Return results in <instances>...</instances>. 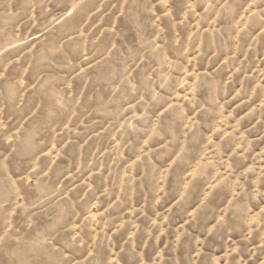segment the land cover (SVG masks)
I'll return each mask as SVG.
<instances>
[{
    "label": "clouds",
    "instance_id": "clouds-1",
    "mask_svg": "<svg viewBox=\"0 0 264 264\" xmlns=\"http://www.w3.org/2000/svg\"><path fill=\"white\" fill-rule=\"evenodd\" d=\"M3 2L0 0V4ZM233 2L235 0H190L188 12L196 15L195 9L202 7L203 11L198 14L202 20L210 22L215 18L223 23V13L232 7ZM49 5H52L51 11ZM157 5L166 8L167 0H155V3L153 0H36L40 21L36 31L41 33V39L35 41V48L31 41L18 45L14 37L0 30V264H120L117 257L128 250L135 252L133 244L137 239L141 244H147L149 249H155V235L149 233L153 229L159 231L164 222L150 227L137 223L145 215V206L136 207L133 196L140 189L132 187L131 178L121 183L115 169H112L111 182L105 184L103 179L97 181L96 177L89 180L85 173L92 170L87 166V158L92 147L100 142L94 133L101 126H92L91 120L97 115L86 117V111L94 107L100 95L121 101L120 116H123L125 106L132 113H140L131 119L142 124L149 122V110L152 115L165 110V117H157V120L177 112L184 113L183 119L188 120L185 109L193 114L210 111L211 106L218 111L220 109V99L215 96L209 101L206 96L200 98L196 91L190 93L197 79L202 81L207 77L195 68V64L191 65L194 74H188L190 65L185 62L187 55L182 51L183 44L177 46L175 43L179 35L176 28L186 26L185 21L174 19L170 14L167 17L158 15L155 11ZM253 7L258 11H252ZM238 9L247 11L245 21L264 19L260 15L264 13V0H240ZM133 14L146 29L151 30L150 34L158 33L165 44L176 49V58L170 64L165 62L153 66L152 63L141 62V50H134L135 32L128 24ZM161 25L164 26L163 31L160 30ZM261 31H264V26ZM72 53H75L72 55L74 63L68 61ZM63 69L67 71L61 75ZM101 74L103 79H98ZM53 75L55 79H52ZM185 81H192L182 89L191 96L187 102L176 99ZM85 82L88 92L78 105L77 97ZM9 85L14 94L9 93ZM74 113L77 114L73 116ZM259 115L264 118V111ZM84 119H88V123L81 126ZM101 119L106 122L109 117ZM69 121L71 127H66ZM125 123L127 125V118ZM195 123L193 115L189 128ZM258 123L264 125V119ZM115 127L114 122L113 129ZM111 131L108 130V136ZM259 138L264 139V132ZM87 140L91 143L82 148ZM26 141L30 148L21 159V146ZM241 142L246 143V140ZM52 145L57 147L52 148ZM111 151L120 149L110 148ZM56 153L60 154V159L54 162ZM81 155L85 157L84 165L75 171L73 169ZM260 155L264 158V152ZM96 159L98 161L99 158ZM225 164L226 161L217 159L218 166ZM97 166L98 163L93 164V168ZM182 171L187 172L188 168ZM239 174L244 175L243 172ZM223 175L224 181L212 184L213 192L233 183L227 179L232 175L230 171L226 170ZM162 176L163 173L149 189L152 201L148 207H154L156 198L163 200L171 191L165 189ZM89 184L93 186L89 188ZM185 184H188L187 189ZM234 187L242 188V185L237 183ZM41 188H47L48 194L43 200L34 199V191ZM257 194L264 197V193ZM202 195L207 199L211 193L202 190L198 178L193 177L181 180L170 197L180 196L176 207L190 200V207L196 208L188 227L182 225L176 230L181 239L172 242L173 247L187 249L186 256L181 254L180 264H219L217 259L207 254L192 255L231 219L227 216L215 223L210 219L197 227L191 221H195L207 207L200 201ZM228 195L225 192L224 199ZM231 195L235 201L236 193ZM223 203L224 200H220L216 207L221 208ZM126 205L127 212L119 211ZM54 206L64 209L65 214L53 227L50 213ZM215 215L218 213L213 215V219ZM188 229L200 233L204 239H198ZM253 231L252 242L259 240L264 243V229ZM185 239L187 245L184 244ZM118 245L120 252L113 253L112 249ZM247 247L243 244L235 255L230 248L220 259L225 264H238L236 257L242 255ZM172 250L170 247L169 254ZM105 252L110 255H104ZM150 259L145 261L140 257L138 264H150ZM167 264H176V261L172 259Z\"/></svg>",
    "mask_w": 264,
    "mask_h": 264
},
{
    "label": "rangeland",
    "instance_id": "rangeland-1",
    "mask_svg": "<svg viewBox=\"0 0 264 264\" xmlns=\"http://www.w3.org/2000/svg\"><path fill=\"white\" fill-rule=\"evenodd\" d=\"M189 2L190 0H167L166 8L157 5L155 11L158 15L167 17L170 14L174 19L185 21L186 26L180 25L176 28V33L179 35L175 43L177 46L183 44L182 51L187 55L185 62L190 65L188 74L190 76L194 74L191 65L195 64V68L207 77L202 81L197 79L190 93L196 91L200 98L206 96L209 101L214 96L220 99L219 111L215 106H211V110L203 114L189 113L185 109L188 120H184V113L180 112L169 114L166 119L157 120V117H165V110L161 109L156 115H152V111L149 110V122L142 124L131 119L132 116H138L140 113H132L125 106L124 114L120 116L121 101L100 95L94 107L86 111V117L97 115V118L91 120L92 126H101L94 133L95 137L100 138V142L92 147L91 154L87 158V166L92 170L85 175L89 180L96 177L97 181L103 179L107 184L111 182L112 169H115L121 183L131 178L132 187L140 189L133 196L136 207L145 206V215L141 216L137 223L150 227L160 221L164 222V226L159 231L153 229L149 233L155 235L154 250L149 249L147 244H141L137 239L133 244L136 248L135 252L128 250L117 257L120 264H138L140 257L145 261L151 258L150 264L155 262L167 264L172 259H175L176 264H180L181 254L186 256L187 249L173 247L172 242L181 239L176 235V230L182 225L184 228L188 227L196 208L190 207V200L176 207V200L180 199V196L174 199L170 197L174 195L181 180L193 177L198 178L199 187L207 190L211 195L207 199L203 195L200 197L201 203H206L207 207L201 211L195 221L191 222L201 227L210 219L213 223L227 216L231 219L220 227L215 235L209 236L203 247L192 255L207 254L217 259L219 264H225L220 258L230 248L235 255L243 244H247L248 247L243 254L236 257L238 264L241 261L243 264H264V243L259 240L252 242L255 235L253 230L259 232L264 229V197L257 194L264 193V158L260 155L264 152V139L259 138L261 132H264V125L258 123L264 119L259 115L260 111H264V91H262L264 31H261L264 19L252 18L245 21L247 11L238 9L240 0H235L232 7L224 11L223 23L215 18L206 22L198 15L203 11L202 7L195 9L196 15L188 12ZM244 7L247 9V4ZM51 8L52 5H49L50 11ZM238 11L239 15H237ZM252 11H258V8L253 7ZM260 15L264 16V13ZM38 17L39 8L36 6V0H4L3 4H0V30L14 37L18 45L31 41L33 48L37 46L35 41L41 39V33L36 31V25L40 22ZM48 19H51V16ZM128 24L135 32L134 50H141L142 63H152L153 66L165 62L170 64L176 58L174 55L176 49L165 44L158 33L150 34L151 30L146 29L134 14L129 17ZM160 30H164L163 25ZM72 55L75 53L68 56V61L74 63ZM66 71L67 69H63L61 75ZM52 79H55V75ZM98 79H103V74ZM23 83H27V77ZM186 83L192 81L181 84V91L176 94L177 100L182 99L187 102L191 99L190 94L186 95L182 91ZM69 87L72 88L73 85L70 83ZM8 91L14 94V89L10 85ZM86 92H88L87 82L80 88L78 105L83 102ZM91 99L89 95V100ZM76 114L74 113L73 116ZM193 115L196 117V123L189 128ZM104 116L109 117L106 122L101 119ZM114 122L116 127L113 129ZM85 123H88V119L82 120L81 126ZM66 127H71V121ZM109 129H112L110 136H108ZM245 140L246 143L241 142ZM88 143H91V140L84 141L81 147ZM56 147L57 145H52V148ZM29 148L28 141L22 144L21 159ZM110 148L120 151L110 152ZM59 159L60 154H54L53 161ZM217 159L226 161L225 166H218ZM84 160L85 157L81 155L73 170L79 171L84 165ZM66 163L70 162L66 161ZM94 163H98L95 168H93ZM186 167L188 171L183 172ZM226 170L232 173L227 179L233 183L223 190L218 189L213 192L212 184L224 181L223 174ZM241 172L244 173L243 176L239 174ZM161 173H163L161 178L165 189L171 191L165 194L163 200L156 198L154 207H148L147 204L152 201L149 189ZM237 183L242 185V188L234 187ZM92 186L89 184V188ZM187 187L188 184H185L184 188ZM104 190L107 191V188ZM225 192L229 193L227 199H224ZM232 192L237 195L235 201L232 199ZM47 194L48 189L41 188L34 191L33 198L43 200ZM220 200H224L221 205L223 211L216 207ZM165 201L169 202L165 203ZM95 207L94 204V212ZM196 207L198 208L199 204ZM103 211L104 209L101 208V212ZM119 211L127 212L128 206ZM217 213L218 215L213 219V215ZM50 214L53 221L51 226L54 227L65 213L64 209L54 206ZM44 219L47 220L48 217L45 216ZM208 227L211 228V225ZM188 230L198 239H204L200 233L192 229ZM245 236L248 237L247 240L244 239ZM184 244H188L186 239ZM170 247L173 250L169 254ZM112 252H120V246L114 247ZM104 255L110 254L105 252Z\"/></svg>",
    "mask_w": 264,
    "mask_h": 264
}]
</instances>
